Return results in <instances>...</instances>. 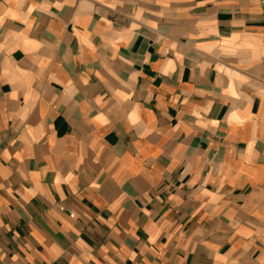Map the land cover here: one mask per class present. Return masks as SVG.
<instances>
[{"label":"crops","instance_id":"0c3cea01","mask_svg":"<svg viewBox=\"0 0 264 264\" xmlns=\"http://www.w3.org/2000/svg\"><path fill=\"white\" fill-rule=\"evenodd\" d=\"M0 264H264V0H0Z\"/></svg>","mask_w":264,"mask_h":264}]
</instances>
